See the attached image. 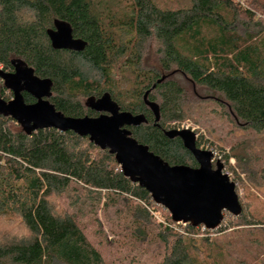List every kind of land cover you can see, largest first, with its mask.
<instances>
[{
	"label": "trees",
	"instance_id": "obj_1",
	"mask_svg": "<svg viewBox=\"0 0 264 264\" xmlns=\"http://www.w3.org/2000/svg\"><path fill=\"white\" fill-rule=\"evenodd\" d=\"M246 1L249 9L236 0H190L188 8L178 9L154 0H0L1 70L13 71L11 60L21 59L35 75L51 79L49 101L57 110L97 116L85 101L109 92L113 63L126 56L139 81L132 102L117 104L146 118L126 127L131 136L169 165L196 167L180 138L164 133L166 121L185 118L188 90L215 101L239 128L264 132V0ZM54 19L69 23L72 36L86 42L83 50L51 47L46 30ZM149 41L157 47L155 64L143 59L151 53ZM6 89L0 78L2 98ZM147 90V99L158 105V121L143 102ZM78 95L86 96L84 103ZM14 122L0 115V264H106L79 227V210L69 212L61 198L71 205L88 200L95 209L104 191L127 194L143 203L146 220L160 205L87 136L54 128L26 134ZM241 198L235 225L264 228ZM158 225L166 247L160 264H210L197 242L209 244L208 234L221 225L202 230V224L173 222L168 211Z\"/></svg>",
	"mask_w": 264,
	"mask_h": 264
},
{
	"label": "rangeland",
	"instance_id": "obj_2",
	"mask_svg": "<svg viewBox=\"0 0 264 264\" xmlns=\"http://www.w3.org/2000/svg\"><path fill=\"white\" fill-rule=\"evenodd\" d=\"M154 1L168 9L188 8L191 4L190 0ZM236 1H240L242 7L250 8L247 1ZM149 43L151 53L143 59L145 64H155L156 58L153 57L157 47L155 43ZM115 62L114 85L108 91L117 103H131L130 94L136 89L139 79L134 69L126 64V56H120ZM2 67L0 64V70ZM183 85L189 87L187 83L183 82ZM188 92L183 102L185 118L166 121L164 126L167 129L187 128L195 133L197 147L212 151L213 162L219 159L223 163L229 178L233 182L235 179L238 184L237 194L243 197L242 205L254 218H259L263 226L264 132L258 134L250 129L239 128L215 101L200 100L190 90ZM3 94L5 100L12 97L8 89ZM77 98L84 103L86 96L78 95ZM102 193L101 204L95 209L88 200H85L86 204L74 202L71 205L66 197H62L61 202L71 213L79 210L76 221L103 261L106 264H160L166 247L160 239L158 223L165 221L168 210H164L161 205L154 206V217L146 220L142 213V202L127 194L112 191ZM78 195L82 198L85 194ZM234 219L229 212H223L221 227L217 228V232L208 234L209 244L197 242L201 250L205 251L204 255L209 254L204 263L211 264L214 259L212 264H264V230H261L264 228L259 225H235L237 220ZM214 253L218 254L212 257Z\"/></svg>",
	"mask_w": 264,
	"mask_h": 264
},
{
	"label": "water",
	"instance_id": "obj_3",
	"mask_svg": "<svg viewBox=\"0 0 264 264\" xmlns=\"http://www.w3.org/2000/svg\"><path fill=\"white\" fill-rule=\"evenodd\" d=\"M46 34L53 49L81 51L86 44L82 39L74 38L69 23L60 19L53 20V26ZM11 64L12 72L0 70L4 86L12 92L9 100L0 96V115L14 119L26 134L54 128L87 136L94 145L113 154L122 174L146 189L156 204L169 211L173 222L202 224L207 229H215L223 220V211L234 216L240 214L235 183L223 172V163L219 159L213 162L212 151L196 146L192 130L167 129L164 133L170 138L179 137L197 166L169 165L146 145L137 142L126 128L146 122L144 114L120 110L111 94L105 91L99 97L90 96L85 101L86 106L98 113L97 116H67L49 101L51 79L38 77L21 59H13ZM24 92L34 101L25 102ZM147 94L148 90L143 94V102L158 121V105L149 101Z\"/></svg>",
	"mask_w": 264,
	"mask_h": 264
},
{
	"label": "built area",
	"instance_id": "obj_4",
	"mask_svg": "<svg viewBox=\"0 0 264 264\" xmlns=\"http://www.w3.org/2000/svg\"><path fill=\"white\" fill-rule=\"evenodd\" d=\"M176 223H181V222H176ZM183 223V222H182ZM183 224H185V223H183ZM204 229H207L205 226H203L202 227V230H204Z\"/></svg>",
	"mask_w": 264,
	"mask_h": 264
},
{
	"label": "flooded vegetation",
	"instance_id": "obj_5",
	"mask_svg": "<svg viewBox=\"0 0 264 264\" xmlns=\"http://www.w3.org/2000/svg\"><path fill=\"white\" fill-rule=\"evenodd\" d=\"M7 72V71H6ZM9 72H12V71H9ZM179 138V137H178ZM197 146V145H196Z\"/></svg>",
	"mask_w": 264,
	"mask_h": 264
}]
</instances>
